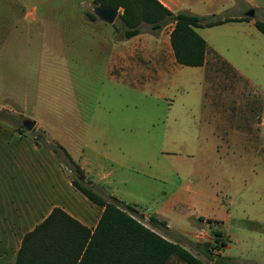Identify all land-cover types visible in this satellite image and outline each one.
<instances>
[{
  "label": "rangeland",
  "instance_id": "374dc122",
  "mask_svg": "<svg viewBox=\"0 0 264 264\" xmlns=\"http://www.w3.org/2000/svg\"><path fill=\"white\" fill-rule=\"evenodd\" d=\"M226 1L228 8L218 11L216 17L243 16L251 9L255 10L244 0ZM78 2L82 9L84 5L85 10L93 11V4H83L81 0H0V143L7 145L21 134L31 140L37 136L38 145L43 143L50 147L59 144L54 138L69 140L84 136L88 132V122L94 116L101 123H118L119 127L113 133L122 137V149L125 146L124 150L131 154L128 139H132L137 152L132 154L133 162L127 156L122 160L126 168L123 176L127 180L114 189L128 204L148 202L154 191L149 180L156 169L181 171L179 168L185 163L184 149L188 144L183 142L182 132L187 119L190 116L219 117L222 105L219 92L211 86L214 78L207 75L205 69L183 65L156 82L151 76L142 75L144 81L137 83L136 79L142 78L133 75L128 76L125 86L116 87L107 82L103 59L96 60L90 70L84 67L83 61L58 58L60 52L55 46L40 51L37 45H26L25 40L55 36L56 24L42 19L46 8L69 7ZM263 2L256 0L255 4L262 5ZM35 5L40 6L41 22L24 21L19 11ZM263 10H255V17L264 20ZM56 19L59 22L60 17L56 15ZM148 28L144 25V30ZM201 32L219 54L240 65L246 71L245 76L258 83L257 99L264 103V73L255 72L248 63V59L257 55L259 41L264 40V36L257 33V37L245 25L233 22ZM259 58L264 62V53H260ZM218 67L216 64L212 69L224 76L225 72ZM225 104L229 108L232 99L225 100ZM26 118L36 122L32 130L22 128ZM5 144L0 146V154L7 150ZM230 144L236 153L233 158L240 160L239 171L231 174L232 180L224 176L222 181L205 184L206 193L217 201L212 204L213 208L208 205L209 210L222 205L227 206L231 214L224 225L229 237L221 233L212 252L231 256L237 264H264V138L247 142L237 137ZM161 150L167 151L169 156L162 157ZM168 175L179 183L176 172ZM156 184L160 193L167 189L162 183ZM148 218L144 219L146 223ZM196 226L195 233L182 237L181 243L211 263L195 243L209 245L214 240L210 236L214 237L215 232L220 231V222L199 220ZM203 226L210 241L199 233ZM169 264L184 263L174 257Z\"/></svg>",
  "mask_w": 264,
  "mask_h": 264
},
{
  "label": "crops",
  "instance_id": "0c3cea01",
  "mask_svg": "<svg viewBox=\"0 0 264 264\" xmlns=\"http://www.w3.org/2000/svg\"><path fill=\"white\" fill-rule=\"evenodd\" d=\"M159 1L175 13L187 11L210 15L228 8L226 0ZM81 2L93 4V9L96 6L94 0ZM244 2L255 10L264 9V2L262 5L255 4L256 0ZM39 7H23L19 13L24 21L38 24L41 22ZM84 8L79 2L69 7L60 5L46 8L42 19L49 24H56L55 36L25 40L26 45H37L40 51H47V46H55L56 51L60 52L58 58L83 61L84 67L90 70L96 60L103 59L106 62L104 71L109 79L107 82L116 87L125 86L128 76L133 75L142 78L136 79L137 83L144 81L142 75L151 76L156 82L182 65L176 61L170 41L173 23L157 33L145 29L127 39L118 17L113 23L97 16L91 19L90 11ZM121 12L122 9H119L118 13ZM54 13L60 17L59 22L56 21V15L53 16ZM61 13L66 14L62 16ZM244 17L246 15L230 16L227 17L229 20L221 24L238 23L252 30L257 37V33L264 36L256 27V17L249 20ZM206 28L210 27L196 28L208 44L205 63L189 67L205 69L207 75L214 78L211 86L220 95V115L213 119L190 116L182 132L183 142L188 146L184 149L186 158L184 165L179 168L181 171L175 168L156 169L149 180L154 189L153 198L148 202L129 203L145 217L155 215L165 220L168 231L165 236L180 243L182 237L195 233L200 218L220 222V232L229 237L224 229L231 215L229 209L222 205L216 209L215 205V210H209L208 205L213 208L212 204H217V201L206 193L205 184L222 181L224 176L232 180L231 174L239 171L240 160L233 158L236 153L230 144L233 138H243L247 142L264 138V103L257 99L258 83L246 77V71L240 65L219 54L209 44L201 32ZM259 42L257 55L248 59V63L252 64L255 72L263 74L264 62L259 57L260 53H264V40ZM214 61L221 67L220 71L225 72L224 76L212 69L216 66ZM227 99H232L229 108L225 104ZM99 121L94 116L88 122V132L77 139H54L80 164L88 180L122 200L123 196L117 194L114 187L127 180L123 176L126 168L122 160L127 156L133 162L132 154L137 149L132 139H128L131 142V154L124 150L125 146L122 149V137L113 133L119 127L118 123ZM15 137L7 145L0 143V146H7V150L0 154V264H16L25 235L44 221L55 207L63 209L91 230L97 226L104 209L74 186L71 170L50 147L43 143L38 145L35 138L31 140L21 134ZM160 155L168 157L169 153L161 150ZM173 172L178 174L179 183L168 175ZM156 183H162L167 189L160 193ZM154 229L162 233L159 228Z\"/></svg>",
  "mask_w": 264,
  "mask_h": 264
},
{
  "label": "trees",
  "instance_id": "16d2710c",
  "mask_svg": "<svg viewBox=\"0 0 264 264\" xmlns=\"http://www.w3.org/2000/svg\"><path fill=\"white\" fill-rule=\"evenodd\" d=\"M94 4L122 9L118 19L127 39L141 33L145 24L149 26L148 31L157 33L173 23L170 41L175 58L187 66H202L208 52V44L196 28L229 20L216 17V14L175 13L159 0H94ZM89 17L95 19L96 15L90 12ZM255 24L264 34V20L256 18ZM38 139L36 136L35 140ZM50 148L71 170L74 186L104 209L97 226L91 230L55 207L44 221L25 235L16 264H169L174 257L184 264H237L231 256L212 252L220 241V231L215 232L209 245L195 243L212 262L204 261L182 243L165 236L168 233L165 220L150 215L146 223L144 214L135 206L88 180L84 169L62 145L52 144ZM154 228H159L163 234Z\"/></svg>",
  "mask_w": 264,
  "mask_h": 264
},
{
  "label": "water",
  "instance_id": "95a60500",
  "mask_svg": "<svg viewBox=\"0 0 264 264\" xmlns=\"http://www.w3.org/2000/svg\"><path fill=\"white\" fill-rule=\"evenodd\" d=\"M93 12L98 18L108 23H113L117 19L119 14L118 10L99 5H96L94 7ZM246 16L255 17V10L251 9L249 12L246 13ZM35 124L36 122L32 119L26 118L23 120V126H25L28 130H32Z\"/></svg>",
  "mask_w": 264,
  "mask_h": 264
},
{
  "label": "built area",
  "instance_id": "2783aa9c",
  "mask_svg": "<svg viewBox=\"0 0 264 264\" xmlns=\"http://www.w3.org/2000/svg\"><path fill=\"white\" fill-rule=\"evenodd\" d=\"M199 233L202 236L205 235V239H208V241H210V239L214 238L213 236H210V239H209V237L206 236L207 234H206V229L204 228V226L199 228ZM211 241H213V240H211Z\"/></svg>",
  "mask_w": 264,
  "mask_h": 264
}]
</instances>
